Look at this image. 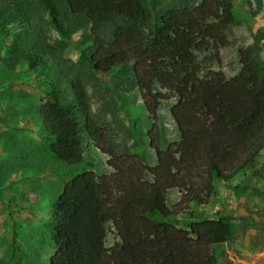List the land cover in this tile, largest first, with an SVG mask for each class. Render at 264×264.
I'll use <instances>...</instances> for the list:
<instances>
[{
  "label": "trees",
  "instance_id": "16d2710c",
  "mask_svg": "<svg viewBox=\"0 0 264 264\" xmlns=\"http://www.w3.org/2000/svg\"><path fill=\"white\" fill-rule=\"evenodd\" d=\"M233 3L0 0V47L6 50L0 65L44 80L48 93L36 108L37 134L49 153L75 165L90 142L111 169L76 172L49 199L46 222L54 245L49 264H215L214 248L230 239L231 226L223 216L201 218L193 212L211 202L216 183L252 167L264 150L261 33L238 50L233 76L212 66L228 44ZM44 15L59 40L45 36L37 22ZM77 30L81 39L71 37ZM68 45L79 52L77 63L66 58ZM88 70L115 71L116 97L117 89L138 91L151 120L147 136L155 164L140 154L136 130L134 150H121L111 130L96 120ZM168 100H173L169 112L178 138L162 146L158 111ZM172 189L178 198L169 205ZM181 214L191 221L171 222ZM109 228L115 235L111 247L105 244Z\"/></svg>",
  "mask_w": 264,
  "mask_h": 264
},
{
  "label": "rangeland",
  "instance_id": "374dc122",
  "mask_svg": "<svg viewBox=\"0 0 264 264\" xmlns=\"http://www.w3.org/2000/svg\"><path fill=\"white\" fill-rule=\"evenodd\" d=\"M233 11L235 23L227 34L228 44L219 50L220 62L212 65L227 77L239 69L238 50L251 44L258 33L262 35L259 57L264 60V0H234ZM37 22L49 41L60 39L46 15ZM11 31L15 32L16 28ZM71 37L81 39L82 30ZM5 52L0 47V57ZM64 53L69 61L77 63L79 52L71 45ZM116 77L115 71L100 74L88 70L92 114L111 130L118 149L134 150L132 137L136 130L140 154L147 164L153 165L155 153L147 136L151 120L137 90L125 93L117 89L116 97ZM43 81L41 76L23 68L9 72L0 65V259L4 264H49L54 251L51 229L46 222L50 214L49 199L55 198L76 172L111 171L106 165L107 157L90 142L85 143L82 161L75 165L52 157L48 143L37 134L36 108L40 98L48 93ZM172 104L173 100L164 101L158 111L162 146L178 138L169 112ZM131 114L134 121L129 119ZM177 198V191L170 190L168 204ZM193 213L201 218L223 216L231 226L230 239L214 248L215 264H264V150L252 167L228 181L216 183L211 202ZM191 219L181 214L170 220L185 226ZM114 241L115 235L109 228L105 244L111 247Z\"/></svg>",
  "mask_w": 264,
  "mask_h": 264
}]
</instances>
